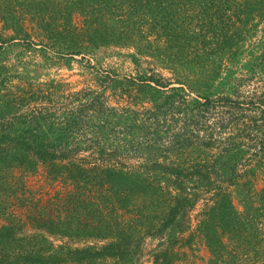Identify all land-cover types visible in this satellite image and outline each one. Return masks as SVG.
I'll return each instance as SVG.
<instances>
[{
    "label": "trees",
    "instance_id": "obj_1",
    "mask_svg": "<svg viewBox=\"0 0 264 264\" xmlns=\"http://www.w3.org/2000/svg\"><path fill=\"white\" fill-rule=\"evenodd\" d=\"M164 2L0 0L4 27L26 42L30 36L21 24L24 13L38 22L48 40L67 43L70 57L83 56L85 48L136 44L137 54L131 57L138 68L137 56L146 53L176 66L178 77L175 83L150 70L123 78L114 70L97 69L98 86L71 90L56 80L35 85L29 76L40 78V71H31L23 62L25 73L19 74L5 65L6 46L17 36L9 42L0 38L1 186V180H7L9 187V175L16 170L34 173L44 166L49 179L65 180L77 189L65 217L39 216L33 235H22L13 218L0 226V264L126 263L136 244L132 233L137 224L121 220L119 213L138 208L135 212L147 220L159 214L162 205L167 212L161 225L148 235L162 238L167 248L156 253L153 264H175L180 253L178 241L171 238L184 229L178 217L195 206L190 198L195 192L212 196L206 206L212 213L199 226L207 237L210 264H264V205L255 201L250 184L244 182L242 187L249 189L238 194L243 208L239 212L230 191L245 176H255L258 170L264 175V27L255 52L245 45L255 37L249 34L264 26V0ZM74 12L103 18L99 26L94 20L77 28ZM144 16L159 23L162 30L156 40L164 41L160 47L154 49V42L140 32ZM245 54L252 58L247 73L250 80H261L260 90L235 97L196 93L197 87L207 91L214 86L225 62ZM181 67L199 76L198 81L184 77ZM109 90L123 101L128 96L132 103L116 102ZM189 150L199 151L201 157L183 162L173 158ZM6 172L7 178L2 176ZM85 193L91 194L89 200ZM262 200L264 204V192ZM153 211L154 216H144ZM56 235L107 242L57 247L51 241Z\"/></svg>",
    "mask_w": 264,
    "mask_h": 264
},
{
    "label": "rangeland",
    "instance_id": "obj_2",
    "mask_svg": "<svg viewBox=\"0 0 264 264\" xmlns=\"http://www.w3.org/2000/svg\"><path fill=\"white\" fill-rule=\"evenodd\" d=\"M164 3L168 5L170 0ZM112 8L116 10L115 6ZM167 14L168 11L164 12L160 18L163 16L164 19ZM158 15L156 17H158ZM72 16L73 25L77 28H81L83 24L94 20V24L99 26L103 18L98 16V20H96L95 16L89 15L85 17L80 12H74ZM151 18L152 16H144L142 19L145 20L142 24H139V30L147 34L154 42L155 49L157 46L160 47L164 41L156 40V38L159 39L158 35L162 29L159 28V23H151ZM109 22L112 23L111 21ZM21 24L25 33L30 36V38H27V42L23 40L24 37L21 35L15 34L8 27L5 28L0 19V38L7 39L8 42L12 36H17L18 38L14 43H8L6 46L4 61L6 66H14L19 74L25 73L23 71V62L28 65L27 67H29L31 71H40V78H35V75L32 73L29 76V81L35 85L41 82L56 80L62 82L66 85L67 89L71 90L98 86L97 78L94 74L97 69L114 70L123 78H129L130 76L137 77L138 71L143 73L144 71L153 70L167 81L173 80L177 83L176 80L178 77L173 68L176 66H172L171 63L169 64L163 59H159L161 57H153L146 53L138 55L137 57L140 61V67L138 68L131 57L137 54V50L134 48L136 44L85 48L82 50L83 56H81L84 58L80 56L70 57L67 55L69 49L67 43H55L52 40H48L41 28H39L38 22L32 20L31 17L25 13L22 15ZM263 27L264 26L261 25L258 30H253L249 35H255V37L248 38L247 43H245L247 47H250L248 49L251 50V54L256 51L254 49V44L256 45L259 42ZM21 39L23 40L22 42L20 41ZM29 41L35 43V45H31ZM27 43H29V45ZM42 46L47 47L48 51L43 50ZM143 49H145V47ZM249 54L242 55L241 58H238L233 63L225 62L212 88L205 91L202 87H197L198 91L196 92L197 88L194 91L202 94H206L210 91L213 96L232 95L235 97L238 92L242 95H250L260 90V87L263 86L261 80H250L252 77L250 73H247L248 64L251 63L252 60ZM175 63L178 65V62ZM34 65H39L41 67L34 68ZM92 67H94V69ZM180 70L188 80L192 79L194 83L198 81L199 76L193 72L191 73V71L183 67H181ZM14 83L16 85H25L23 81L19 80H14ZM109 94L113 96L118 103L122 102V104H125V102H131V98L128 96L125 97L123 101L113 94L111 90H109ZM143 96L146 97L145 95ZM200 157L201 153L199 151L189 150L173 158H178V161L183 162L184 160L199 159ZM255 168L257 169V167ZM12 174L13 175H9L12 176L9 178V187L7 186V180H1L4 185L1 186L0 184V226L7 224L9 218H13L16 220L15 222L19 223V231H21L22 235H33L38 231L34 219L39 216L65 217L66 207H70V197L77 192V189L70 182H66L65 180L53 181L49 179L47 170L44 166H41L39 170L34 173L16 170ZM2 176L7 178V172ZM244 182L250 184L249 187H251L250 190H253L255 201L257 203L260 201V203L264 205L262 200L264 192V175L258 170L255 176L248 175L243 177L238 187L230 188L234 204L238 211L240 212L243 210L239 202L240 199L238 194L245 193L247 189H249H244V187H242V183ZM194 195L196 196L190 198L193 202L196 200L195 206L190 207L187 214L182 213L181 216L178 217V222L183 225L184 229L182 228V232L176 233L175 238H171L172 242L178 241L176 250L180 253L175 264H210L211 261L212 256L207 244L206 234L204 231L200 230L199 226L202 221L207 219L206 215L212 213V210L206 207L207 205H211L212 202L210 198L212 196L205 192H195ZM90 196V193H85L84 198L89 200ZM158 209L157 211L155 210L159 213L156 216H154L156 213L155 211L150 214H144V216H154L147 220H144V218L140 216L141 213L138 211L135 212L136 210L130 212L127 210L121 211L118 215L121 217V220L127 221L131 219L130 221H134L133 224H137V226H135L137 228L135 229V234L132 233L133 238L136 239V244L134 247L132 246L129 257L126 258V263L123 261L109 260L100 264H153L156 253L167 248L166 245L163 248L164 240L162 238L159 236L153 237L151 234L148 235L150 231H154L156 227L161 225L160 220L163 219L162 215L164 212H167L165 205L160 206ZM261 212L263 216L261 217L260 227L261 234L264 237V210ZM99 213L100 212L96 213V218H98ZM139 216L141 219L138 221L137 219ZM216 216L219 217L218 213ZM215 222L219 223L218 220H215ZM223 224L224 223H222V225ZM143 225L145 227H143ZM253 233L258 235L255 231ZM221 236L224 241L229 242L228 235L222 233ZM190 237L192 240H190ZM51 241L57 247L60 245H69L73 249L88 246H101L107 242L102 239L77 238L73 236L65 237L60 235L51 238Z\"/></svg>",
    "mask_w": 264,
    "mask_h": 264
}]
</instances>
